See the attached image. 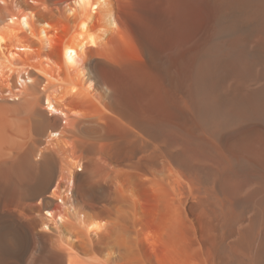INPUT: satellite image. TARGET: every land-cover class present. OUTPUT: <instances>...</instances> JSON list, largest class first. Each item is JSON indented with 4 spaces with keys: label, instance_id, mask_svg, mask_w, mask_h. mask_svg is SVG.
Here are the masks:
<instances>
[{
    "label": "bare ground",
    "instance_id": "bare-ground-1",
    "mask_svg": "<svg viewBox=\"0 0 264 264\" xmlns=\"http://www.w3.org/2000/svg\"><path fill=\"white\" fill-rule=\"evenodd\" d=\"M0 264H264V0H0Z\"/></svg>",
    "mask_w": 264,
    "mask_h": 264
}]
</instances>
